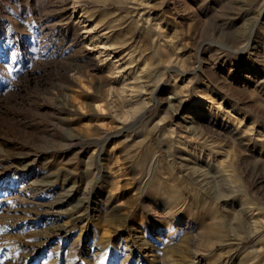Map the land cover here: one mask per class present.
I'll list each match as a JSON object with an SVG mask.
<instances>
[{
    "label": "rangeland",
    "instance_id": "obj_1",
    "mask_svg": "<svg viewBox=\"0 0 264 264\" xmlns=\"http://www.w3.org/2000/svg\"><path fill=\"white\" fill-rule=\"evenodd\" d=\"M0 264H264V0H0Z\"/></svg>",
    "mask_w": 264,
    "mask_h": 264
},
{
    "label": "bare ground",
    "instance_id": "obj_2",
    "mask_svg": "<svg viewBox=\"0 0 264 264\" xmlns=\"http://www.w3.org/2000/svg\"><path fill=\"white\" fill-rule=\"evenodd\" d=\"M101 39V38H100ZM106 48V46H105ZM102 49V48H101ZM101 54V53H100ZM92 62H95L98 60V57H95L94 58H91L90 59ZM88 65L89 62H87ZM94 64V63H93ZM96 65V64H95ZM88 67V66H85V68ZM164 89V85H162L159 90L156 92V93H160L162 90ZM136 97V96H135ZM135 97H131L129 99H126V102H124L122 106H124L121 111L117 112L118 114V127L120 129V135H123L125 132L131 130V129H134L136 128V126L138 124H140L141 122L143 123L144 120L142 121V118H144V115H145V111L148 109V105L149 102L146 104L147 106L143 107L144 110H142L141 113L139 114H135L134 113V104L136 103V100L133 99ZM156 99H159L156 95ZM184 99V98H183ZM162 101V100H161ZM182 103H183V100H179L177 102V109L176 111L178 112L179 110H181L182 108ZM121 106V107H122ZM137 108V107H136ZM200 108V107H199ZM161 112V111H160ZM159 118V117H158ZM145 139H147L148 141L151 140V137H152V133L149 132L147 133L145 136ZM146 141V140H145ZM144 141V142H145ZM152 147V146H151ZM141 148V147H140ZM155 150V149H154ZM133 151V150H132ZM135 154V153H134ZM132 154V155H134ZM159 154V150H156L155 152H151L149 151L148 149H143L142 151H138L136 150V155H135V163L136 165H141V166H144L145 168L147 167L151 172H155L159 169H162L163 168V162H165V159L164 161L162 160H159L158 159V155ZM157 155V156H156ZM157 157V158H156ZM171 157V156H170ZM108 158V157H107ZM172 158V157H171ZM170 161V160H169ZM190 162V160H184V162ZM183 165V164H182ZM184 167H186V171H188L189 173H191L192 175H195V174H199L201 173V169H196L195 167V164L194 162L191 160V163L189 165H186L185 164L183 165ZM182 166V167H183ZM181 167V168H182ZM183 167V169H184ZM198 168V167H197ZM184 169V170H185ZM163 170V169H162ZM162 172V171H161ZM156 174V173H155ZM158 175V174H157ZM159 185V184H158ZM222 187H224L223 185H217V193L221 194L223 192V189ZM248 206L246 207H243V209L240 210V216H239V219H237V223H235V225H232L231 227V230L234 231L235 229L238 231V232H242V231H247V234L249 237H258V236H261V231L259 230V227L260 225L258 224V221H260V219L263 218V214L262 212L256 207H252L249 206V204L247 203ZM252 205V204H251ZM175 212V210H174ZM173 213V212H172ZM176 214V213H174ZM211 229H214V228H211ZM219 229V228H218ZM218 229H215L212 232V234L214 235H218ZM230 229V228H229ZM237 232V233H238ZM206 233H208V231H206ZM196 234V233H195ZM241 235V233H238ZM212 235V236H213ZM201 236V235H200ZM206 236V235H205ZM208 236V235H207ZM211 236V235H210ZM239 236V235H238ZM243 236V235H242ZM240 237L239 238V241L238 242H242L244 240L247 239V237Z\"/></svg>",
    "mask_w": 264,
    "mask_h": 264
}]
</instances>
